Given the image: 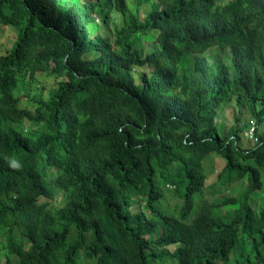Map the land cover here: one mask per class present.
Masks as SVG:
<instances>
[{
    "label": "trees",
    "instance_id": "16d2710c",
    "mask_svg": "<svg viewBox=\"0 0 264 264\" xmlns=\"http://www.w3.org/2000/svg\"><path fill=\"white\" fill-rule=\"evenodd\" d=\"M0 24L17 28L0 53V263L264 264V131L249 143L218 120L235 100L264 125V0H0ZM38 72L60 78L23 107ZM211 152L216 182L247 186L190 216ZM160 181L184 188L173 209Z\"/></svg>",
    "mask_w": 264,
    "mask_h": 264
},
{
    "label": "rangeland",
    "instance_id": "374dc122",
    "mask_svg": "<svg viewBox=\"0 0 264 264\" xmlns=\"http://www.w3.org/2000/svg\"><path fill=\"white\" fill-rule=\"evenodd\" d=\"M129 6L131 8H134L137 4V0H127ZM140 10L141 17L144 16V11L146 10V7L138 6ZM97 17V16H96ZM99 23V21H97ZM17 35V28L11 27L8 25H1L0 24V53H3L5 51L6 47H9L11 43L15 40ZM214 50V49H213ZM210 50L205 52V56L211 60L209 57L212 53H218V50L215 49V51ZM227 61V52H224L223 54H219ZM188 64L191 65V58L187 59ZM34 81L30 80L26 77L25 82L23 86L17 90V92L22 96L20 103L21 106H25L27 108H33V99L31 96L41 91L43 94L47 93V90L54 86L55 81L58 80L60 77H55L52 74L46 73V72H38L34 74ZM218 120L224 123L227 127H229L232 124H236V126L242 128V135L246 137V139H249L248 136L245 135V132L247 131V127L250 124V122H254L255 124V130L258 132L264 131V125L262 123L256 124V122L252 119L250 113L247 112L246 109L242 108L241 106L237 105L235 100H231L228 103L221 106L218 114ZM31 125V123H28ZM35 123L33 122V125ZM249 143H252L253 141L249 139ZM214 152L209 153L205 156V158L202 161L204 173L206 174L205 183L201 189V191H198L194 194V202H193V208L190 212V216H192L195 211L198 209L199 205L202 203L203 199L207 200H213L218 197H227V196H239L244 191L245 187L247 186V180L246 178H241L239 180H231L228 181V175L222 174L221 180L217 181V173L220 171V169L224 165V159L222 157H215ZM213 157H215L213 159ZM161 182V181H160ZM160 187L163 193V202L161 203L163 206L165 202L169 203V209H173L175 204H178L181 201V193L183 192V186H179L177 190H172L169 187H164L163 183H160ZM177 193V196L174 194ZM251 204L256 206L264 205V192L263 191H253L250 198ZM234 207L232 204H228L226 206L219 207V211L222 212L226 208H232ZM175 210H173L174 212ZM168 248H172L170 245ZM3 257L1 254V263L3 264ZM166 264H175L174 262L168 261Z\"/></svg>",
    "mask_w": 264,
    "mask_h": 264
},
{
    "label": "built area",
    "instance_id": "2783aa9c",
    "mask_svg": "<svg viewBox=\"0 0 264 264\" xmlns=\"http://www.w3.org/2000/svg\"><path fill=\"white\" fill-rule=\"evenodd\" d=\"M245 135L249 137L252 141H256L257 137L255 135V124L254 122H250V124L247 127V131L245 132Z\"/></svg>",
    "mask_w": 264,
    "mask_h": 264
}]
</instances>
